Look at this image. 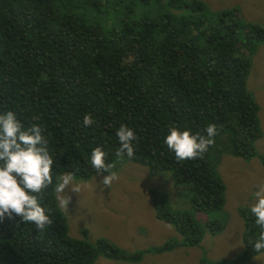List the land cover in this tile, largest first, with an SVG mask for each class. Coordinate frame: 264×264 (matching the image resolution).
I'll return each mask as SVG.
<instances>
[{
	"label": "trees",
	"instance_id": "16d2710c",
	"mask_svg": "<svg viewBox=\"0 0 264 264\" xmlns=\"http://www.w3.org/2000/svg\"><path fill=\"white\" fill-rule=\"evenodd\" d=\"M205 10L194 0H0V113L14 111L25 128L41 125L54 160L53 183L39 199L53 223L39 231L6 215L0 264H94L100 256L136 264L145 253L179 246L168 241L129 254L106 239L91 244L68 235L55 186L67 172L83 181L107 174L91 166L96 146L113 171L130 161L152 176L171 172L186 186L191 211L172 209L164 194L150 191L156 218L175 228L181 246L196 248L205 234L223 231L222 220L210 217L225 205L222 156L257 158L264 166L255 147L259 107L247 88L252 61L238 44L244 32L243 39L264 45V27L227 20L230 10ZM85 114L94 125H83ZM121 124L137 135L131 159L116 156ZM209 124L218 134L203 158L177 162L164 144L169 127L203 134ZM250 209L238 210L242 252L199 264H247L264 253L253 249L261 229ZM195 213L208 219L200 223Z\"/></svg>",
	"mask_w": 264,
	"mask_h": 264
},
{
	"label": "rangeland",
	"instance_id": "374dc122",
	"mask_svg": "<svg viewBox=\"0 0 264 264\" xmlns=\"http://www.w3.org/2000/svg\"><path fill=\"white\" fill-rule=\"evenodd\" d=\"M194 1L204 4L209 16L230 10L232 15L227 20L264 27V0ZM245 35L244 32L240 35L238 44L247 51L252 61L247 88L259 107L261 138L255 147L258 154L264 157V45L243 39ZM114 171L120 178L110 188L100 183L108 173L96 174L88 181L73 176L74 182L81 186V191L77 194L65 189V194L70 197L67 212L59 207L54 191L56 203L67 219L71 238L91 244L97 239H106L129 254L161 246L168 241L179 244L163 254L145 253L136 264H199L202 259H233L242 252L243 222L237 210L251 207L255 202L253 193L258 190V185L264 184V166L257 158H234L229 153L222 156L217 171L226 186L225 205L220 212L210 217L222 220L225 230L217 235L205 234L202 243L196 248L181 246L182 238L175 228L158 220L152 207L150 191L156 190L166 196L172 209L191 211L190 194L185 185H176L171 172L152 176L145 166L130 161L124 162ZM195 218L204 223L208 215L195 213ZM94 264L132 263L111 261L100 256ZM247 264H264V253Z\"/></svg>",
	"mask_w": 264,
	"mask_h": 264
},
{
	"label": "clouds",
	"instance_id": "9594fccd",
	"mask_svg": "<svg viewBox=\"0 0 264 264\" xmlns=\"http://www.w3.org/2000/svg\"><path fill=\"white\" fill-rule=\"evenodd\" d=\"M95 122L90 114H85L82 120L85 127H90ZM217 134L215 124L207 125L203 134L170 126L164 144L174 152L177 162L203 158L209 147L215 143ZM116 136L119 141L116 156L123 158L126 155L129 159L133 158L136 132L121 124ZM106 158L107 154L100 146L93 148L90 153L91 166L97 172L108 173L100 183L110 188L120 177L112 170L114 165L106 163ZM53 163L48 140L41 125L33 124L25 128L14 111L0 113V220L6 215L10 219L13 215L20 216L23 223H34L39 231L45 230L53 223L48 214L49 210L39 202L44 191L53 183ZM66 188L77 194L81 191V186L73 180L72 172L60 176L55 186L59 207L67 212L70 197L65 194ZM257 189L253 193L255 202L250 211L255 217V224L261 229L253 244L254 252L259 253L264 250V184L258 185ZM222 224L224 226V223Z\"/></svg>",
	"mask_w": 264,
	"mask_h": 264
}]
</instances>
